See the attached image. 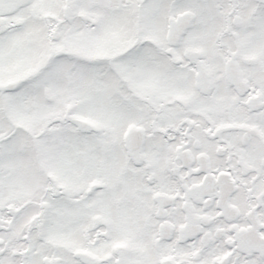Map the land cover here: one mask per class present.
<instances>
[{
  "label": "snow or ice",
  "instance_id": "obj_1",
  "mask_svg": "<svg viewBox=\"0 0 264 264\" xmlns=\"http://www.w3.org/2000/svg\"><path fill=\"white\" fill-rule=\"evenodd\" d=\"M0 264H264V0H0Z\"/></svg>",
  "mask_w": 264,
  "mask_h": 264
}]
</instances>
